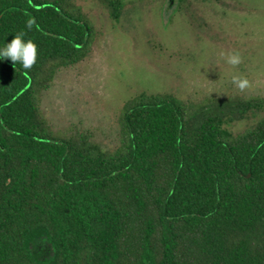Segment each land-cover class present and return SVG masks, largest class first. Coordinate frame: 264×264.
Returning a JSON list of instances; mask_svg holds the SVG:
<instances>
[{"label": "trees", "instance_id": "16d2710c", "mask_svg": "<svg viewBox=\"0 0 264 264\" xmlns=\"http://www.w3.org/2000/svg\"><path fill=\"white\" fill-rule=\"evenodd\" d=\"M78 1L0 0V45L23 31L37 50L0 61V264H264V93L142 91L114 149L59 130L44 92L95 36Z\"/></svg>", "mask_w": 264, "mask_h": 264}, {"label": "rangeland", "instance_id": "374dc122", "mask_svg": "<svg viewBox=\"0 0 264 264\" xmlns=\"http://www.w3.org/2000/svg\"><path fill=\"white\" fill-rule=\"evenodd\" d=\"M118 19L98 0H79L94 42L82 61L58 71L42 109L55 128L90 133L104 149L120 138L125 100L142 91L181 99L264 93V0H123ZM173 4V3H172ZM238 51L229 65L222 52ZM233 74L248 80L240 90ZM259 115L234 123L235 131Z\"/></svg>", "mask_w": 264, "mask_h": 264}, {"label": "clouds", "instance_id": "9594fccd", "mask_svg": "<svg viewBox=\"0 0 264 264\" xmlns=\"http://www.w3.org/2000/svg\"><path fill=\"white\" fill-rule=\"evenodd\" d=\"M32 22L28 21L27 27L31 28ZM221 56L225 62L232 66H237L241 62L240 53L238 51L222 52ZM37 50L36 44L26 38L23 31L17 32L9 42H3L0 45V61L9 59L13 65L19 64L23 69H31L36 62ZM232 83L241 91L248 86V80L240 75L233 74Z\"/></svg>", "mask_w": 264, "mask_h": 264}, {"label": "water", "instance_id": "95a60500", "mask_svg": "<svg viewBox=\"0 0 264 264\" xmlns=\"http://www.w3.org/2000/svg\"><path fill=\"white\" fill-rule=\"evenodd\" d=\"M174 2V0H170V3L172 4ZM25 89V88H24ZM23 91V90H22Z\"/></svg>", "mask_w": 264, "mask_h": 264}, {"label": "flooded vegetation", "instance_id": "af4514ba", "mask_svg": "<svg viewBox=\"0 0 264 264\" xmlns=\"http://www.w3.org/2000/svg\"><path fill=\"white\" fill-rule=\"evenodd\" d=\"M175 1H176V0H175ZM175 1H174V2H175ZM174 2H173V4H171L172 6L174 5Z\"/></svg>", "mask_w": 264, "mask_h": 264}]
</instances>
